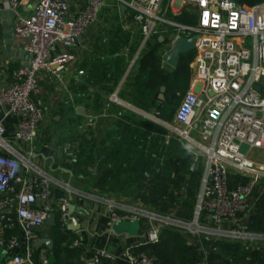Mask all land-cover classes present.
<instances>
[{
  "label": "built area",
  "instance_id": "2783aa9c",
  "mask_svg": "<svg viewBox=\"0 0 264 264\" xmlns=\"http://www.w3.org/2000/svg\"><path fill=\"white\" fill-rule=\"evenodd\" d=\"M104 1L87 0L85 9L73 17L69 0H0V14L12 15V36L27 58L11 73L10 83L0 85V109L6 108V116L16 122L11 139L0 122V250L6 253L0 264H52L50 250L45 246L37 250L36 244L51 214L56 216V227L68 231L69 205L77 199L102 204L112 223H144V242L138 247L159 244L165 227L178 229L198 245L204 240L264 244V234L248 225L260 201L256 193L264 189V4L114 0L118 9L126 8L124 19L141 40L125 79L137 70L148 42L162 37L167 53L177 39L197 37L190 84L171 121H163L160 110L134 111L164 129L165 145L174 140L201 161L189 222L160 216L141 201L120 203L76 191L34 163L45 118L42 105L34 101L40 77L51 83L64 81L69 67L82 57L77 45L97 21ZM24 2L34 3L30 14ZM184 14L194 24L178 21ZM120 88L108 99V109L127 105L118 98ZM81 125L80 131L91 129L93 121ZM65 151V162L73 164L79 142L67 145ZM55 187H62L67 195L54 199ZM71 246L81 249L82 243L72 240ZM204 254V264H209L208 253ZM124 258L128 264H156L148 253L131 248L124 251ZM114 261V255L99 249L86 264Z\"/></svg>",
  "mask_w": 264,
  "mask_h": 264
},
{
  "label": "trees",
  "instance_id": "16d2710c",
  "mask_svg": "<svg viewBox=\"0 0 264 264\" xmlns=\"http://www.w3.org/2000/svg\"><path fill=\"white\" fill-rule=\"evenodd\" d=\"M233 1L249 7L264 4V0ZM178 21L186 24L195 22L186 14L179 17ZM121 40H118L119 43L112 47V55L117 53L119 45L127 44L126 38H121ZM150 45L164 46V44H160L159 38L147 43L137 62L135 74L129 77L130 83L127 81L124 83L119 97L129 105L146 113L160 110V118L163 121H171L179 106L180 97L168 98V94L170 90H175L179 94L187 91L191 77L190 65L193 62L194 54L190 53L180 57L178 67L173 69L172 73H166L163 64L164 54H159L156 47H149ZM105 65L96 62L90 68V73L86 78V88L95 86L101 78L103 79L106 74L104 73ZM98 67L104 69V72H96L93 69ZM120 74L117 73L116 77L108 75V80L115 82ZM127 83L129 88L126 87ZM118 85L116 86L118 87ZM163 87L167 94L165 101L161 102L159 96ZM114 109L116 118L110 124L114 129L105 133L104 141V137L98 139L93 132L84 133L78 139V156H80L78 163L81 161L82 152L87 155L86 161L93 162L101 151L103 154L98 156L96 168L99 169L100 165L105 164L106 171L95 182L94 187L101 189L102 192L104 190L115 192L134 186L148 192V198L145 197L146 195L139 196V200L142 202L150 200V203L158 204L161 200H166L167 196L161 192V188H170L169 185L173 181L175 171L186 160L185 153L187 151L174 140L165 145V131L160 126L126 111L122 107ZM103 142H107V145L100 147ZM188 155L192 160V155L189 153ZM190 172L195 176L197 174L195 169H191ZM200 176L201 169L197 176L198 179ZM106 186L108 187L106 188ZM167 188L163 190L168 192ZM184 207L187 208V205ZM187 214L188 218L184 220L185 222H189L191 219L190 212ZM248 225L252 231L264 232V198L256 206L255 214L248 221ZM49 230L54 239V248L50 251L52 264H84L81 250L71 246V241L74 240L71 231L62 233L58 227ZM204 251L208 253L209 264H264V250L252 249L250 245L241 243L212 244L205 240L202 245H198L183 233L174 231L170 227H165L162 230L159 244L147 245L137 250V252L148 253L156 260V264H204ZM104 264H109V262Z\"/></svg>",
  "mask_w": 264,
  "mask_h": 264
},
{
  "label": "crops",
  "instance_id": "0c3cea01",
  "mask_svg": "<svg viewBox=\"0 0 264 264\" xmlns=\"http://www.w3.org/2000/svg\"><path fill=\"white\" fill-rule=\"evenodd\" d=\"M24 4H27L25 12L30 14L34 3L24 2ZM69 5L70 15L75 17L85 9L87 0H69ZM8 14H0V85H8L11 73L23 66L27 60L26 56L19 50L18 44L12 36V24L10 25L8 22ZM125 16L126 12L122 13V7L118 9V5L114 0H105L97 21L89 28L87 34L77 45L76 51L82 55L81 59L69 67L64 81L51 83L44 76L40 77V92L34 96V101L44 108L45 118L40 127L39 143L37 144L33 161L53 177L64 184L70 185L76 191L94 194L98 197L108 198L120 203H132L123 197L118 198L117 196L119 195L115 192L105 194L101 189L94 186L88 192V190L78 186V183H76L78 180L85 181L87 179L84 175V179L82 175H78V158L80 156H77V159L71 165L65 162L66 146L78 144V141L61 145L59 141L56 142L55 137L51 138L53 136L50 137L48 135L45 127V124L50 122V112L54 108L59 107L68 95L70 97V92L76 93L78 90H81L82 93V90H86V78L90 73V68L96 62L104 63L108 67V64L118 57L117 55L120 50L128 49L130 41L135 36H138L136 32H133L134 28L131 29L133 25L129 20L124 19ZM121 38H126L128 40L127 44L119 45L117 53L112 55V47L119 43L118 40L122 41ZM138 49L136 50L138 51ZM93 69L96 72H104L105 69L104 73H108V69L106 68L102 69L98 67L97 69ZM79 71H84L85 75L79 76ZM79 82L82 85L76 86ZM123 84V82H120L118 88H121L119 90L122 89ZM81 93H79L80 96H82ZM92 105L93 107L102 106L103 102L94 99L91 101ZM1 121L6 128L7 138L11 139L16 128V122L13 117L6 116L4 108L0 109ZM94 170L96 171V168ZM52 195L54 199H59L66 196L67 192L62 187H55ZM73 203L78 210L74 211L72 217L77 221L80 228L75 232L71 231V236L73 235L74 240H79L82 243L80 250L84 264L91 260L94 252L99 249L107 250L114 255L115 261L109 264H128L124 258V251L131 248L137 252L138 249L142 248L138 246L144 242L146 227L144 223H120L117 226L116 223H112L108 218L105 207L102 204L84 199L73 200ZM79 209H82V212ZM43 230L44 233H49L51 239L54 241L49 228L45 226ZM251 248L264 250V244H257L251 246Z\"/></svg>",
  "mask_w": 264,
  "mask_h": 264
},
{
  "label": "rangeland",
  "instance_id": "374dc122",
  "mask_svg": "<svg viewBox=\"0 0 264 264\" xmlns=\"http://www.w3.org/2000/svg\"><path fill=\"white\" fill-rule=\"evenodd\" d=\"M124 39V38H122ZM140 37L135 36L133 40L130 41V47L128 49H121L118 53V57L116 59H113L109 64L108 67H105L108 69V73L105 74L103 79L101 78L100 81L93 87H88L86 90H78V92L73 93L70 92V97L67 96L66 99H64L59 105V107L54 108L50 112V122H47L45 124L46 131L48 132V135L51 138H56V142L59 141L61 145L65 143H72L74 141H78L79 138H81L84 133L93 132L95 137L98 139L105 140L106 132L113 130L114 128L110 126L113 119L116 118V112H114V108L116 107H122L126 111H130L131 113L140 116L139 114H136L135 107L128 106H114L111 109L107 108V102L108 99L114 95V92L117 90V84H120V82H124L125 75L127 70L129 69V66L131 65V61L133 57L135 56V52L137 51L138 47H140ZM149 47H156L153 45H150ZM167 47H156V51L159 54H165ZM137 66V64H136ZM166 69V73H172L173 69L164 65ZM191 71V67H190ZM117 73H121L118 75L115 82L112 80H108V75H114L116 77ZM135 74L132 73L129 77H132ZM192 74V72H191ZM190 74V76H191ZM129 77L125 79V82H129ZM191 80V77H190ZM131 81V80H130ZM124 82V83H125ZM128 83L126 87L128 86ZM190 84V82H189ZM82 85L81 82L77 83L76 86ZM124 85V84H123ZM129 88V86L127 87ZM74 91V90H73ZM78 93V94H77ZM81 93L82 96L79 95ZM183 92L181 94L177 93L175 90H170L168 94V98H173L176 96L180 97L179 105L183 99V96L185 95ZM166 90L164 93V99L166 98ZM119 96V94H118ZM72 97V98H71ZM121 101H123L120 97H118ZM101 101L103 102L102 106H91L92 100ZM165 101V100H164ZM163 101V102H164ZM125 102V101H123ZM78 108H83L86 112L84 116L79 115L77 113ZM44 109V108H43ZM114 109V110H113ZM142 117V116H140ZM145 119L144 117H142ZM87 119H92L93 126L91 129H87L82 127L80 131V127L82 126L81 123ZM82 123V124H83ZM85 131V132H84ZM105 135V136H104ZM102 145V146H101ZM100 145V147H104L107 145V142H103ZM103 151V150H102ZM242 151H245V147L242 149ZM103 154V152L100 151L97 155L100 157V155ZM185 161L181 164L179 169L175 171V175L173 178V181L169 185L170 188H167L168 192L163 190L164 188H161V192L165 193L167 196V199L164 201H160L158 204L156 203H150L151 201H145L143 202L144 205L148 207V210L156 212L158 215L170 218L172 220H179L184 221L187 219L188 214L187 212H190L192 214L194 209V195L196 196L197 190H198V174L201 169V161L200 159H197L196 156L192 155V160H190V157L188 155V152L185 153ZM97 156L96 159H94L93 162L86 161L87 155L86 153L82 152L81 161L78 165V175H84L87 179L85 181L78 180L76 183H78V186L91 191L90 189L93 188L95 182L99 180V178L103 175L105 168V164L100 165V168H96L97 160H99V157ZM96 168V171L94 170ZM195 169L196 176L192 175L190 170ZM83 176V179H84ZM108 186H106L107 188ZM105 194L109 193L107 191H103ZM111 192V191H110ZM119 196L118 198H125L128 199L130 202L134 203L139 200V196L146 195L145 197L148 198L149 194L144 189H139L136 187H128L126 189L115 191ZM167 193V194H166ZM263 200L264 198V189H258L255 199ZM142 202V201H141ZM260 202V201H259ZM187 205V208L184 207ZM256 208V206H255ZM185 222V221H184ZM188 222V221H187ZM186 222V223H187ZM171 228V227H170ZM174 231L179 232L178 229L172 228ZM181 233V232H180ZM259 233V232H258ZM264 234V232L260 233ZM190 239V238H189ZM193 242V241H192ZM248 245V244H246ZM6 257V253L0 250V262L1 260Z\"/></svg>",
  "mask_w": 264,
  "mask_h": 264
},
{
  "label": "water",
  "instance_id": "95a60500",
  "mask_svg": "<svg viewBox=\"0 0 264 264\" xmlns=\"http://www.w3.org/2000/svg\"><path fill=\"white\" fill-rule=\"evenodd\" d=\"M126 12V8L122 7V13ZM8 22L11 25L12 24V15L9 13L8 14ZM81 41V38H79V42ZM159 42L161 45L165 44V40L161 37L159 39ZM196 42H197V37H192L190 39H177L173 46L172 49L165 53L163 56V64L172 68V69H176L179 65V60L180 57L188 55L190 53H192L195 50L196 47ZM165 88L163 87L161 89V93L159 96V100L161 102H163L164 99V93H165ZM257 91H260V89L258 87H256ZM4 110L7 112L6 108H4ZM77 113L79 115L84 116L86 114L85 110L83 108H78ZM75 210H78V208H76V206L73 204L69 205V213L70 215H72L74 213ZM82 212V209H79ZM71 224L69 225L68 229L69 231H76L77 229L80 228L79 224L77 223V221L71 217L70 218ZM117 226L120 225V223H116ZM46 226L51 229L56 227V216L55 214H51L49 215V217L47 218L46 221ZM42 246L47 247L50 251L53 250L54 248V241L51 239V236L49 233H44L42 235V239L39 243L36 244V249L39 250ZM16 253L18 252V250L15 251Z\"/></svg>",
  "mask_w": 264,
  "mask_h": 264
}]
</instances>
